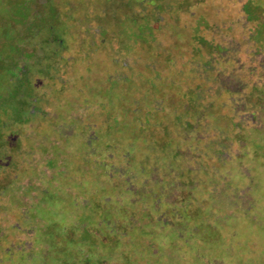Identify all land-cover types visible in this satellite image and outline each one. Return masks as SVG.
Masks as SVG:
<instances>
[{
    "label": "rangeland",
    "instance_id": "1",
    "mask_svg": "<svg viewBox=\"0 0 264 264\" xmlns=\"http://www.w3.org/2000/svg\"><path fill=\"white\" fill-rule=\"evenodd\" d=\"M0 225V264H264V0H0Z\"/></svg>",
    "mask_w": 264,
    "mask_h": 264
},
{
    "label": "trees",
    "instance_id": "2",
    "mask_svg": "<svg viewBox=\"0 0 264 264\" xmlns=\"http://www.w3.org/2000/svg\"><path fill=\"white\" fill-rule=\"evenodd\" d=\"M11 208H13V205H11ZM5 212H7V211H5ZM12 213H14V210L13 211H10L8 214L10 215L11 214V217L13 218V219H16V218H20L22 215L20 214V215H16L15 213L14 214H12ZM6 215V214H5ZM5 215H3L4 217H5ZM10 223H12V222H10ZM0 227H2L1 225H0ZM13 234L12 233H10L9 234V236H8V243H10V241L13 239Z\"/></svg>",
    "mask_w": 264,
    "mask_h": 264
}]
</instances>
